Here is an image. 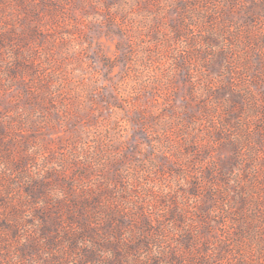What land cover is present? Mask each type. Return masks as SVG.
Here are the masks:
<instances>
[{"label":"rangeland","instance_id":"374dc122","mask_svg":"<svg viewBox=\"0 0 264 264\" xmlns=\"http://www.w3.org/2000/svg\"><path fill=\"white\" fill-rule=\"evenodd\" d=\"M0 264H264V0H0Z\"/></svg>","mask_w":264,"mask_h":264}]
</instances>
